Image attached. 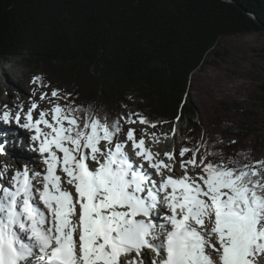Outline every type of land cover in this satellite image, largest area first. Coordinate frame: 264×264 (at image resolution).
<instances>
[{
  "label": "snow or ice",
  "instance_id": "snow-or-ice-1",
  "mask_svg": "<svg viewBox=\"0 0 264 264\" xmlns=\"http://www.w3.org/2000/svg\"><path fill=\"white\" fill-rule=\"evenodd\" d=\"M30 83L39 87L27 107H0V128L30 133L41 166L0 163V264H264V158L227 155L235 140L210 144L203 133L153 151L175 123L138 134L134 125L169 121L76 104L73 93L43 91L42 75Z\"/></svg>",
  "mask_w": 264,
  "mask_h": 264
},
{
  "label": "trees",
  "instance_id": "trees-1",
  "mask_svg": "<svg viewBox=\"0 0 264 264\" xmlns=\"http://www.w3.org/2000/svg\"><path fill=\"white\" fill-rule=\"evenodd\" d=\"M252 31H264V0H0V60L28 55L49 71L45 83L53 76L76 104L112 116L138 112L169 121L164 129L180 115L189 146L198 130L192 76L223 36ZM225 107L247 113L237 102ZM219 125L228 137L207 140H235L222 146L230 156L252 131Z\"/></svg>",
  "mask_w": 264,
  "mask_h": 264
},
{
  "label": "rangeland",
  "instance_id": "rangeland-1",
  "mask_svg": "<svg viewBox=\"0 0 264 264\" xmlns=\"http://www.w3.org/2000/svg\"><path fill=\"white\" fill-rule=\"evenodd\" d=\"M27 56L22 55L9 60H0V107L4 104L12 107L18 100L24 101L25 107H27L28 96L32 87H39V85L30 84L32 76L49 75L45 66L33 63L32 60L27 59ZM8 70L13 82L7 79L6 72ZM19 80L24 82V89H18ZM49 81L51 87L44 88L43 91L50 94L54 87L63 88L62 85L57 84L59 81L53 76L49 78ZM188 97L195 110L193 120L198 124L196 141L200 140L202 133L205 140L210 135L228 137L219 125L221 122H233L239 125L246 122L252 131L240 140L235 149L237 151H250L254 159L264 158V31L223 36L218 46L209 54L208 62L192 76V85L188 91ZM35 98L39 100V93ZM236 102L240 103L247 113L229 110L225 107L226 104ZM46 106H48V102L42 101L41 107L46 108ZM131 110H138L137 105H134ZM175 124L176 128L187 127L186 120ZM133 127L137 128L138 134L141 128H147L149 133L156 131L158 134L170 132L172 128L166 126L164 129H152L146 125H134ZM12 129L20 130L26 136L30 135L27 131L18 129L15 124L11 126V129L3 126L0 131L8 132ZM169 139H171L170 136ZM17 143L18 148L16 146V149L22 153L25 152L23 145L18 141ZM184 143L185 137L179 138L177 135L175 139L176 150L178 151ZM173 144L161 136L160 142L153 144V151H155L154 148L161 153L171 151ZM28 153L32 155L33 159L36 158L40 161L38 154L31 151ZM7 158L6 154H0V163L8 164ZM209 158L211 159V157ZM12 159L13 161H10L8 165L17 168V159L15 156ZM8 174L11 175V172Z\"/></svg>",
  "mask_w": 264,
  "mask_h": 264
},
{
  "label": "bare ground",
  "instance_id": "bare-ground-1",
  "mask_svg": "<svg viewBox=\"0 0 264 264\" xmlns=\"http://www.w3.org/2000/svg\"><path fill=\"white\" fill-rule=\"evenodd\" d=\"M6 76H7V79L10 80V82H13V78H12L11 73H10L9 70L6 72ZM17 87H19L18 89H24V82L22 80H19V82L17 84ZM48 106H46V108ZM2 132H4V131H2ZM7 134H8V136H7V143L4 146L7 149V153H9L10 151L12 152V154H10V153H9L10 155L8 154V158H7L8 164L10 163V161H13V159H12V156L13 155L15 156V158H18L19 159V161L21 162V164H27V163H25L27 160L28 161H33L34 159H36V158L33 159V157H31L32 155H30L28 153V149H26L28 146H26V145L24 146L23 145V142L22 141L24 140V138L26 136V135L23 134V132H21L20 130H17V129H12V130L8 131ZM17 141L20 142L23 145V149H24L25 152L22 153V152H20V150H17L16 149V146L18 148ZM14 144H15V148H14ZM154 150L156 151V148H154ZM22 155H24L25 158L22 157ZM23 159H24V161H23ZM36 163H38V166L41 167L40 164H39V160L38 159H36Z\"/></svg>",
  "mask_w": 264,
  "mask_h": 264
},
{
  "label": "water",
  "instance_id": "water-1",
  "mask_svg": "<svg viewBox=\"0 0 264 264\" xmlns=\"http://www.w3.org/2000/svg\"><path fill=\"white\" fill-rule=\"evenodd\" d=\"M226 1H232V0H226Z\"/></svg>",
  "mask_w": 264,
  "mask_h": 264
}]
</instances>
